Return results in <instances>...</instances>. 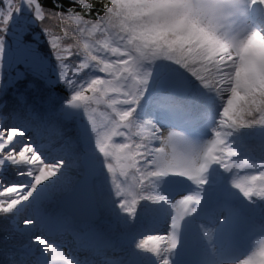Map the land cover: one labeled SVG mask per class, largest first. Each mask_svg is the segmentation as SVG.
<instances>
[{
  "label": "clouds",
  "instance_id": "1",
  "mask_svg": "<svg viewBox=\"0 0 264 264\" xmlns=\"http://www.w3.org/2000/svg\"><path fill=\"white\" fill-rule=\"evenodd\" d=\"M0 221V264H264V0H0Z\"/></svg>",
  "mask_w": 264,
  "mask_h": 264
},
{
  "label": "trees",
  "instance_id": "2",
  "mask_svg": "<svg viewBox=\"0 0 264 264\" xmlns=\"http://www.w3.org/2000/svg\"><path fill=\"white\" fill-rule=\"evenodd\" d=\"M49 5H51V0H48ZM28 39H31V35L27 37ZM31 77H29L30 79ZM24 82H18L19 86L22 88ZM63 90L62 89H57V95H62ZM16 104V101L14 99L10 100L9 105L6 108V111H11L14 110V105ZM58 207V206H57ZM112 222H114L113 218H111ZM8 225L7 221H0V248H7L13 245H19L23 243L22 239H10L9 238V233H8ZM119 231V229H117Z\"/></svg>",
  "mask_w": 264,
  "mask_h": 264
},
{
  "label": "water",
  "instance_id": "3",
  "mask_svg": "<svg viewBox=\"0 0 264 264\" xmlns=\"http://www.w3.org/2000/svg\"><path fill=\"white\" fill-rule=\"evenodd\" d=\"M84 191H86V189H85V187L83 185H78L77 186V189H76L77 193H81V192H84ZM66 202H67V200L65 198H61L58 201V206H63Z\"/></svg>",
  "mask_w": 264,
  "mask_h": 264
},
{
  "label": "rangeland",
  "instance_id": "4",
  "mask_svg": "<svg viewBox=\"0 0 264 264\" xmlns=\"http://www.w3.org/2000/svg\"><path fill=\"white\" fill-rule=\"evenodd\" d=\"M20 70L21 71H24V69H23V67L21 66L20 67ZM58 102V101H57ZM61 199V198H60ZM60 199H58L57 200V202H56V206H58V201L60 200ZM59 207V206H58ZM111 216L110 215H104L103 216V219L105 220V227H107L108 225H111V224H113L114 222H112V220H111Z\"/></svg>",
  "mask_w": 264,
  "mask_h": 264
}]
</instances>
